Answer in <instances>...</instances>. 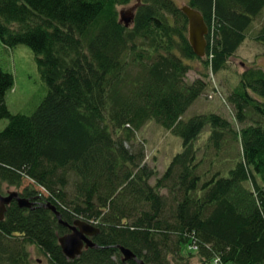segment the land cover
Instances as JSON below:
<instances>
[{"label": "trees", "instance_id": "1", "mask_svg": "<svg viewBox=\"0 0 264 264\" xmlns=\"http://www.w3.org/2000/svg\"><path fill=\"white\" fill-rule=\"evenodd\" d=\"M130 2L0 0L1 45L27 46L47 89L31 115L12 114L4 97L13 78L0 66V121L7 120L0 182L19 187L27 180L64 223L99 230L96 247L66 259L57 239L67 228L37 208L39 190L22 186L33 208L7 206L0 264H32L30 244L49 264H137L122 262L119 247L143 264H182L189 246L198 264H264V70L246 69L227 96L241 128L216 114L184 118L205 93L209 69H225L246 39L264 0H186L208 27L214 22L204 59L194 55L174 0H140L126 28L117 7ZM256 36L264 50V24ZM186 61L203 67L192 83ZM148 122L182 140L154 185L142 151L126 148ZM208 151L227 159H206Z\"/></svg>", "mask_w": 264, "mask_h": 264}, {"label": "rangeland", "instance_id": "2", "mask_svg": "<svg viewBox=\"0 0 264 264\" xmlns=\"http://www.w3.org/2000/svg\"><path fill=\"white\" fill-rule=\"evenodd\" d=\"M139 2L140 0H131L129 4L117 7L118 22L120 20L119 13L121 11L127 12L131 8H135L134 10H136ZM174 2L179 9L186 5V0H174ZM132 23H129L127 28H130ZM263 24L264 10L261 15L252 22L251 28L246 35L247 40L245 39L242 42V52L237 53L234 60H228L225 69L219 73L211 75L209 69L208 79H205L207 84L205 93L191 105L188 112L184 115V118H191L194 115L201 114H216L232 123L235 129L242 127V125L238 126L233 123L234 115H232V109L227 105V96L233 89L238 87L241 74H243L246 69L259 66L264 70V50L256 41L258 30L261 29ZM248 53H251L250 56H248ZM187 63L190 69L186 78L192 83L198 76L197 72L201 71L203 67L202 64L197 61H189ZM0 66L5 72L11 74L13 78V87L4 97L8 110L12 114L31 115L41 103L47 92L46 85L40 77L33 52L25 45L8 48L2 46L0 43ZM6 125L7 120L0 121V131L3 130ZM208 135V130H205L196 141L195 147L202 148ZM229 141L231 142V138H229ZM126 148L129 151H142L145 159L144 163L152 169L154 176H156H152L149 182L150 185H154L155 178H160L167 169L171 159L181 152L182 140L180 137L166 131L154 122H148L139 133H137L133 145H127ZM204 151H201L202 155ZM205 158L227 159V156L221 155L216 157L215 154L208 151L205 153ZM208 162L207 160L206 163ZM22 186L26 187L28 190H39L38 193L42 195L41 202L47 199L46 193L42 192L39 187L37 188L36 185L27 180H23V183L19 187H10L4 182H0V195L4 198L8 197L11 192H17L22 195L20 188ZM161 195L166 196L167 194L162 192ZM25 248L29 256V261L32 264H49L47 258L40 255V252L33 244L27 245ZM185 253L189 256L183 254V258L188 261H183L182 264L199 263L195 246L186 247Z\"/></svg>", "mask_w": 264, "mask_h": 264}, {"label": "water", "instance_id": "3", "mask_svg": "<svg viewBox=\"0 0 264 264\" xmlns=\"http://www.w3.org/2000/svg\"><path fill=\"white\" fill-rule=\"evenodd\" d=\"M134 9L135 8H131L127 12L121 11L119 13V22L126 28L128 27L129 23H132L134 19ZM180 11L188 22V43L194 55L203 59L205 57L207 45L206 36L208 34V27L202 15L198 11L190 8L187 5L182 6ZM12 201H15L19 208H33V203L26 199L20 198L15 192H11L9 196L5 198L0 195V221L4 218L6 207ZM45 207L53 213L59 225L66 227L69 231L57 239L59 248L66 259L74 260L75 258L79 257L84 250L96 247L91 238L99 233L97 228L81 220H75L71 225L64 223L61 220L60 213L54 206L48 205ZM118 249L122 256V262L126 263L133 260L137 264H143L142 261L140 262L130 250L121 247Z\"/></svg>", "mask_w": 264, "mask_h": 264}, {"label": "bare ground", "instance_id": "4", "mask_svg": "<svg viewBox=\"0 0 264 264\" xmlns=\"http://www.w3.org/2000/svg\"><path fill=\"white\" fill-rule=\"evenodd\" d=\"M207 25V24H206ZM211 25H214V22L213 21H211L210 22V26ZM208 26V25H207ZM8 28H12V29H14V30H17V26L16 25H13L12 27H10V26H8ZM187 33H188V22H187ZM18 45H16V46H14V47H17ZM30 190V192H32L33 190H31V189H29ZM30 196H33V194H30ZM34 197V196H33ZM33 200H38V196L37 197H35V198H33ZM53 206L51 203H49V202H46V200H44V201H42V202H40V203H37L36 204V206H37V208H46L45 206ZM47 209V208H46Z\"/></svg>", "mask_w": 264, "mask_h": 264}, {"label": "clouds", "instance_id": "5", "mask_svg": "<svg viewBox=\"0 0 264 264\" xmlns=\"http://www.w3.org/2000/svg\"><path fill=\"white\" fill-rule=\"evenodd\" d=\"M208 27V26H207ZM210 28H211V26H209L208 27V34H207V36H206V44H207V39L209 38L210 39V36H209V33H210ZM206 47H207V45H206ZM207 49V48H206ZM205 56H206V50H205ZM210 57V56H209ZM209 60H210V58H209ZM210 72H211V70H210ZM212 73V72H211ZM15 193H17V192H15ZM18 194V196L20 197V198H22V199H25V198H23V197H21V194L20 193H17ZM26 200H28V199H26ZM29 201V200H28ZM12 202H15V201H12ZM11 202V203H12ZM16 203V202H15ZM31 203H33V202H31ZM9 206V205H8ZM7 208V207H6ZM86 222V221H85ZM88 224H92V223H90V222H87ZM91 240H92V238H91ZM93 242V241H92ZM94 243V242H93Z\"/></svg>", "mask_w": 264, "mask_h": 264}, {"label": "crops", "instance_id": "6", "mask_svg": "<svg viewBox=\"0 0 264 264\" xmlns=\"http://www.w3.org/2000/svg\"><path fill=\"white\" fill-rule=\"evenodd\" d=\"M257 18H258V17H257ZM260 27H261V25H260ZM260 27H259V28H260ZM246 40H247V39H246ZM241 45H242V44H241ZM241 45L239 46V48L237 49V51L235 52V54H234L229 60H234L236 54L242 52V50H243L242 48H243V47H242ZM260 47L262 48V46H260ZM250 54H251V53H248V56H250ZM263 62H264V57H263ZM257 67H259V66H257ZM259 68H261V67H259Z\"/></svg>", "mask_w": 264, "mask_h": 264}, {"label": "built area", "instance_id": "7", "mask_svg": "<svg viewBox=\"0 0 264 264\" xmlns=\"http://www.w3.org/2000/svg\"><path fill=\"white\" fill-rule=\"evenodd\" d=\"M214 32H215V26L214 25H211L210 33H209V36H210V39H211L210 42H212V39L214 38ZM209 58L211 59V55H210Z\"/></svg>", "mask_w": 264, "mask_h": 264}, {"label": "flooded vegetation", "instance_id": "8", "mask_svg": "<svg viewBox=\"0 0 264 264\" xmlns=\"http://www.w3.org/2000/svg\"><path fill=\"white\" fill-rule=\"evenodd\" d=\"M69 232V231H68Z\"/></svg>", "mask_w": 264, "mask_h": 264}]
</instances>
